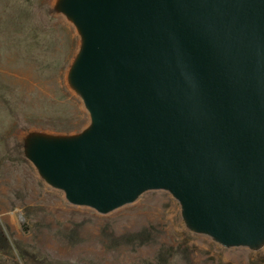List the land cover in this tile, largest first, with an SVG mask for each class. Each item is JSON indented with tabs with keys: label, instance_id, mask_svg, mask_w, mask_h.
<instances>
[{
	"label": "water",
	"instance_id": "95a60500",
	"mask_svg": "<svg viewBox=\"0 0 264 264\" xmlns=\"http://www.w3.org/2000/svg\"><path fill=\"white\" fill-rule=\"evenodd\" d=\"M83 36L71 81L90 114L30 157L107 212L167 189L189 227L264 238V0H63Z\"/></svg>",
	"mask_w": 264,
	"mask_h": 264
},
{
	"label": "rangeland",
	"instance_id": "374dc122",
	"mask_svg": "<svg viewBox=\"0 0 264 264\" xmlns=\"http://www.w3.org/2000/svg\"><path fill=\"white\" fill-rule=\"evenodd\" d=\"M62 1L0 0V264H157L165 247L167 264H264V238L227 245L195 231L167 189L100 212L43 177L34 141L90 124L71 81L83 36Z\"/></svg>",
	"mask_w": 264,
	"mask_h": 264
},
{
	"label": "trees",
	"instance_id": "16d2710c",
	"mask_svg": "<svg viewBox=\"0 0 264 264\" xmlns=\"http://www.w3.org/2000/svg\"><path fill=\"white\" fill-rule=\"evenodd\" d=\"M144 232H142L141 234L138 235L143 237ZM147 237V235H145ZM1 237V235H0ZM0 247L2 246V251H4L6 248H10V246L8 245V243H5L2 241V238H0ZM144 243V241L142 240L141 242H138V244H142ZM4 244V246H3ZM169 250V251H168ZM5 253V252H4ZM173 256V252H172V248L171 247H165V248H160V250L158 251L157 254V264H167V262L169 261V259Z\"/></svg>",
	"mask_w": 264,
	"mask_h": 264
}]
</instances>
